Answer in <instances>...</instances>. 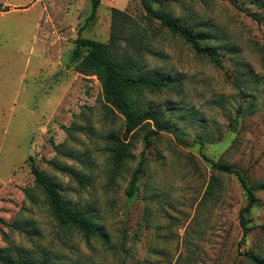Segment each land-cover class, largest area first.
Wrapping results in <instances>:
<instances>
[{"label":"rangeland","instance_id":"rangeland-1","mask_svg":"<svg viewBox=\"0 0 264 264\" xmlns=\"http://www.w3.org/2000/svg\"><path fill=\"white\" fill-rule=\"evenodd\" d=\"M203 37L219 65L147 14L140 0H0V264H253L264 260V191L249 214L232 174L264 183V0H150ZM7 7V11H3ZM110 45L135 76L167 83L132 95L146 123L116 154L124 120L74 41ZM82 66V65H80ZM142 162L132 197V175ZM33 169L84 234L54 216ZM244 224L252 230L242 242ZM241 242V243H240ZM5 261V262H4Z\"/></svg>","mask_w":264,"mask_h":264},{"label":"trees","instance_id":"trees-1","mask_svg":"<svg viewBox=\"0 0 264 264\" xmlns=\"http://www.w3.org/2000/svg\"><path fill=\"white\" fill-rule=\"evenodd\" d=\"M92 11L87 17L86 23L94 19L96 9L99 7L101 0H90ZM142 7L147 14L155 19H158L161 25L172 34L178 35L185 43L189 44L197 55L208 58L213 64L219 65V56L215 49L202 44L203 37L193 30L184 27L181 24L171 20L167 15L160 11L154 10L151 6L150 0H140ZM7 7H3V11H7ZM248 15L257 23H264V18H260L254 14ZM75 47L72 51L71 61L76 62L80 59L83 52L86 55L82 58V66H78L79 71H83L82 67L92 75H97L102 84L103 96L105 101L123 117L124 127L121 138H115L116 154L119 159H123L127 153V145L129 138L135 133L137 129L146 123H153L155 131L146 134V139L157 135L160 132H169L168 126L159 124L157 117L150 111H142L138 108L132 95L142 88L161 89L167 87V83L155 79H144L135 76L133 65L119 64L110 54V45L85 39L78 36L74 41ZM211 168L220 173H227L234 175L242 190L246 194L247 204L242 210V213L249 214L255 202V193L264 191V183L259 185H249L244 173L236 168H230L218 162L206 158ZM142 162L139 163L137 169L132 175L128 197H132L135 184L138 179ZM35 183L44 191L48 197L49 205L53 211L54 216L60 223L71 225L84 234H91L93 226L84 218L75 214L69 213L63 206L60 198L56 192L55 187L48 182L43 176L42 172L33 169ZM240 225L243 228L242 242L246 239L247 234L252 228L244 224L243 216H240ZM264 229V224L259 226ZM241 243V242H240ZM247 258L253 264H264V260L253 255L248 254ZM5 262V261H4ZM14 264H26L23 262Z\"/></svg>","mask_w":264,"mask_h":264}]
</instances>
